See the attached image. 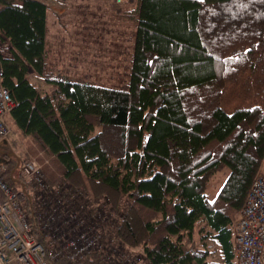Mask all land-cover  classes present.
<instances>
[{
    "label": "trees",
    "instance_id": "1",
    "mask_svg": "<svg viewBox=\"0 0 264 264\" xmlns=\"http://www.w3.org/2000/svg\"><path fill=\"white\" fill-rule=\"evenodd\" d=\"M137 2L121 58L127 88L117 89L60 68L44 2L0 0L2 82L14 102L5 121L48 158L47 180L58 171L122 211L107 237L140 249L142 263L206 264L212 242L222 264H236L234 224L264 158V0ZM15 169L0 170L13 187ZM84 264L107 263L91 252Z\"/></svg>",
    "mask_w": 264,
    "mask_h": 264
},
{
    "label": "built area",
    "instance_id": "2",
    "mask_svg": "<svg viewBox=\"0 0 264 264\" xmlns=\"http://www.w3.org/2000/svg\"><path fill=\"white\" fill-rule=\"evenodd\" d=\"M2 78L0 62L1 139L12 132L5 117L14 106ZM8 165H0V170ZM17 165L18 175L12 172L16 187L0 174V264H84L91 252L107 264L138 263L140 256L125 257V247L107 237L121 214L120 210L110 208L107 197L99 201L86 190L63 180L48 181L36 159ZM233 237L236 264H264V178L261 176L251 184L235 221Z\"/></svg>",
    "mask_w": 264,
    "mask_h": 264
},
{
    "label": "rangeland",
    "instance_id": "3",
    "mask_svg": "<svg viewBox=\"0 0 264 264\" xmlns=\"http://www.w3.org/2000/svg\"><path fill=\"white\" fill-rule=\"evenodd\" d=\"M74 13V19L68 15L64 16L63 20L66 23L63 26L62 32L57 35L54 32L55 25L52 11L49 12L47 40L50 55H53L52 58L59 63L61 69L70 74L73 73L80 76L86 81L107 87L126 89L129 66L124 65L123 59H119L118 42L112 39L115 37L114 26L117 25V20L114 17L107 18V24L98 27L103 30L113 29L114 27V33H111L110 36L111 41H94V39L96 40L100 37L89 35L88 30L90 28L86 27L89 24L87 19L93 13L84 12L83 10H75ZM96 27L95 23H93L91 28L94 30ZM60 37H64L65 40H60ZM90 37L92 42L90 41ZM118 62H121L122 66H116ZM33 82L38 86H44L43 82L37 78H34ZM32 147L30 142L23 141L22 138L11 132L6 138L0 139V165L9 163L8 166H10L11 164L22 163L27 159H36L43 168L44 165H47V160H44L47 157L38 149H32ZM17 172L19 173V169L14 171L15 176ZM262 172H264V167L262 168ZM228 173L229 170L225 167L211 180L207 188L209 199H213L216 196ZM52 174L55 175L54 183L61 180L58 171H52ZM97 199L101 201L100 197ZM120 212L122 211L120 210ZM115 217L118 216L115 214ZM208 246L211 253L206 259V264H222L216 245L208 242ZM123 251L124 256L128 258H138L140 256L137 264H144L142 263L143 254L140 249L124 248Z\"/></svg>",
    "mask_w": 264,
    "mask_h": 264
},
{
    "label": "crops",
    "instance_id": "4",
    "mask_svg": "<svg viewBox=\"0 0 264 264\" xmlns=\"http://www.w3.org/2000/svg\"><path fill=\"white\" fill-rule=\"evenodd\" d=\"M40 1L44 2L47 5V33H48V19H49L50 11H52V15L54 17V25H55L54 32L57 35L60 32H62L63 26L66 23L65 20H63L65 15H68L70 18L74 19L75 10H83L84 12L88 11L90 13H93L91 14V17L89 15V19H87L89 24L86 25V27L90 28V30H88V34L91 36L100 37L97 38L96 40L94 39V41H109V40L111 41L110 36L111 33H114V27H115V37L112 39L118 42V51L120 52L119 59L122 58V55L125 53L126 50L128 51L126 57L127 56L129 57L131 55L130 43L132 42V34L134 32L136 23L135 20L132 17H130V11L136 8L138 4L137 0H126L125 2L122 3H119L116 0H40ZM110 17H114L117 20L116 23L117 25L114 26L113 29L103 30L101 28H98L100 26L106 25L107 18ZM92 22L95 23V25L97 26L96 29L94 30L91 28L93 25ZM74 34L76 33L74 32ZM47 35H46V40H47ZM59 39L65 40L64 37H60ZM90 41L92 42L91 37H90ZM116 65H121V62H118ZM66 73L68 75L77 76L73 73L71 74L68 72ZM77 77L81 78L80 76ZM82 79L84 80V78ZM42 88L47 89V86L44 84ZM15 164H11L10 166H13ZM18 167L19 166L17 165L15 170L19 169ZM263 167H264V158L261 162L258 173V176L264 178V172H262ZM49 181L54 182L55 180L52 179V181L51 180ZM16 182L17 181H15V184Z\"/></svg>",
    "mask_w": 264,
    "mask_h": 264
}]
</instances>
